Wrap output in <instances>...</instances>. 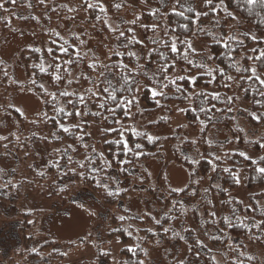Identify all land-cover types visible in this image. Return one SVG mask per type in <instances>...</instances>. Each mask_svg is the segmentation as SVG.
<instances>
[{
	"label": "trees",
	"instance_id": "trees-1",
	"mask_svg": "<svg viewBox=\"0 0 264 264\" xmlns=\"http://www.w3.org/2000/svg\"><path fill=\"white\" fill-rule=\"evenodd\" d=\"M109 1V13L105 17L101 14L99 20H96L94 16L89 15L84 11H79L71 14L69 9L64 4H58V0H46L45 5L38 3V0H17L16 4L8 2V0H0V3H4L5 8L0 9V36L9 32L12 28L20 29H36L39 30L40 41L38 44L31 47H24L18 51L17 57L20 66L25 75V80L16 83V80L7 68L0 61V117L2 115L9 114L12 120L17 124L18 133L6 136V139L0 140V157L9 159L12 161V165L4 168L0 165V203L10 202L12 199H18L22 196L24 189H37L41 188L43 198L52 199L58 198L62 203L68 202V196L77 188H83L92 194L97 200L101 201L106 206H118L120 203L125 201L135 192V187H141L147 185L149 182V175L141 169V165L144 161L152 157H160L159 149V138H153V142L149 143L147 136H134L131 133L125 134V139L128 140L129 146L135 149V143L142 145L141 149L135 150L138 155H134L133 152H129L127 155L123 154L122 145L119 144L120 137L116 132H106V129L119 128V125L112 123V117L107 120L105 116H109L107 112H103L102 115L95 117L89 115L85 118L92 119L102 126L99 128L98 137L94 138L90 132V125L83 124L85 140L90 147L85 149L77 139L71 134H65L58 132L51 120L47 122L43 121V114L48 113L49 116L55 115L50 104H45L44 100L48 97L42 95V90L36 86H33L31 79L37 80L38 83H44L48 86L50 83V77L43 75L39 72V67L42 61L49 60L47 57L46 49L50 46V37L46 32L55 30V26L62 22L64 19L74 17L72 20L75 26H82L86 34H91L100 42L106 44L107 48H113L118 46V42L115 35L109 32L103 25L104 19H108L109 15H116L119 12L115 11L112 7L113 3H120L121 0H108ZM81 0H72V7L76 8L80 4ZM31 3V8L27 5ZM172 0H169V6H171ZM195 7L198 8V0H192ZM148 5L155 9L159 5V0H149ZM55 9V10H53ZM168 9H164L167 11ZM203 10V2L201 5ZM21 12H26L28 15L22 16ZM36 14H40L41 17H37ZM80 15L78 17L77 15ZM37 17L40 19V23L32 20L31 17ZM144 24H152L153 20L145 16L142 18ZM240 22L247 26V29H251L257 35L264 34V28L258 30L256 20L248 19L241 16ZM159 23L161 25L167 23L170 27H175L177 33L181 34V39L184 38L183 30L181 25L188 24V21L181 20L178 17H168L166 20L163 16L160 18ZM205 23L213 24L210 18H201V26L205 27ZM234 24L233 21H228L223 26V33L229 34V25ZM240 26V25H238ZM123 28H127L122 26ZM195 26H192L189 30L188 35L191 36V32ZM209 32L213 33L210 27H205ZM218 30L216 35L220 34ZM56 31V30H55ZM143 31V29H142ZM233 34L239 35L243 31L240 27H233L231 29ZM105 33H110V38L106 37ZM72 31L67 34L66 39L69 43L79 44L80 41L73 40ZM78 35V34H76ZM82 35V34H81ZM144 38L150 37L153 33H144ZM160 36H163V29L159 32ZM240 39H243L241 36ZM80 40L81 37H80ZM200 41L204 43L206 49L198 50L202 51L205 56L209 52L213 53L217 58L209 62L210 67L214 68L217 65L224 69L227 75H231L235 78L231 87L225 88L223 84L224 79L217 75V79L213 83H208V76H199L197 85L194 91H204L209 94V99L212 93L218 92L221 98L225 96H237L238 99L232 105L234 109L231 113L214 111L209 113L214 117L213 123L208 125L206 132H201L200 120H206L203 113L199 111V107L202 105L209 106V100H203L199 97H193L191 101L184 100L182 98L177 99L174 89H166L168 99H161V104L164 106L170 102H176L182 105V108L186 111L181 112L184 117L185 124L192 128L199 130V137L195 144H199L201 147L200 154L209 153V145L205 141L206 134L213 128H222L230 133V143L223 141L222 145L215 144L212 146L216 149L217 153L223 157L225 152L231 153L234 151H240L234 149L235 145L240 147H251L258 152V158L264 155V150L260 149L257 144L246 143L244 131L239 134L240 139L237 142L235 139L236 133L233 131L235 127H238L235 123L236 114H241L246 117V120L253 126H264L258 125L254 121H251L247 115L248 112L253 111H264L254 104V96L250 90L247 94L244 89L248 87L247 83L240 80L239 74L235 73L228 67V61L222 58V53L225 51L223 46H217L212 42L211 36L205 35L204 33L199 34L197 37H193V41ZM255 45L250 40H245V47L242 49L239 45H235L237 51L234 53L237 60H240L241 56L245 54L251 55L248 50ZM148 47H152L151 44ZM39 48L40 52L31 51V49ZM140 49L137 53L146 54L147 48H142L140 45L135 46L134 51ZM81 53L82 46L79 49ZM124 51V49H120ZM85 52V51H84ZM115 59V58H113ZM156 56L153 55L150 64L151 68H155ZM194 59L199 62L200 57ZM125 63H129L130 67H134L135 61H130L127 56L124 58ZM91 60L86 59L79 67L74 66V72L77 76L90 75L94 79L97 73L92 72L87 68V64ZM109 63L108 59L102 61ZM145 61H141L144 63ZM243 65H248L247 60L242 61ZM35 66V67H34ZM46 66V65H45ZM183 61H180L177 69H170V72H176L183 68ZM49 72L52 69H48ZM7 73V77L5 76ZM192 75H198V70L193 68L191 71ZM31 78V79H30ZM112 78V77H110ZM141 83H147V81L141 78ZM183 83V82H182ZM22 85L23 87H21ZM90 85L87 81L75 82L72 85L74 89L83 90L88 88ZM19 89H27L33 92L41 101V109L32 118H26L21 114L20 111H16L17 108L13 107L8 103V95L12 91ZM49 90H53L49 88ZM239 94V96L237 95ZM139 102L144 105V111H152L161 107H157L152 101L150 94L141 91ZM239 100L244 103L241 105ZM213 103H215L213 101ZM138 106L132 108V112H138ZM217 107L225 108L223 103H218ZM88 109L91 112H96L97 108L95 103H89ZM193 109L195 111H193ZM199 118V119H197ZM120 119L124 124H128V119L124 118L123 113H120ZM68 123H75L80 118H67ZM167 122L164 119H160L154 123H149L144 130H139L143 133L148 134L150 128L159 127L165 125ZM240 128V127H239ZM242 129V128H241ZM56 133V135H51ZM131 136V139L129 137ZM0 137H3L0 135ZM263 135H260L259 140ZM190 140H182V145L191 147ZM68 145H72L76 148V151H72L68 148ZM94 147L96 152L92 153L91 148ZM67 148V154L65 155V149ZM103 154L104 161L103 166L106 171H96L87 173L90 178L81 179L79 174L73 175L70 169L76 168L77 173L84 171L83 169L77 168L76 162H84L83 158L85 155H90L92 159L96 161L95 165L91 167H99L102 161L98 158L97 154ZM213 153V152H212ZM200 154L197 159L200 158ZM68 156L72 157L73 163L69 164ZM59 162V167L56 166V162ZM124 161V163H121ZM173 161L184 166L188 171L187 184L179 189H184L179 195L171 191L172 188H161V214L159 219L155 220L149 214L143 213L140 215L131 216L124 208H121V212L126 214L123 220L115 213H110L105 224L107 227L105 238L106 240L117 239L120 242V248L118 250L117 259H113L112 255L102 257L100 251H108L111 253L109 247L101 248L100 246L104 243H95L91 241L94 249V256L90 259L81 261L79 264H139L143 261V264H147V247L150 245H163L166 247L168 253L174 250V255L170 259L169 264H208V252L207 249L198 250L194 247V241L198 235L203 240L207 248H211V255L216 257L220 264H230L232 260H236L237 264H263L259 257L248 251V244L258 245L264 251V228L253 227L254 223H264V215H261V208H264V176L256 173L253 170V166L249 162L244 161L239 156H234L232 159L224 160L223 163L219 164V168L216 172L211 171V166L206 160H200L198 164H191L190 159L179 155L177 152L174 153ZM110 163L111 167L107 164ZM224 167H229L233 172H237L239 176L244 175L245 180L243 183V190L245 195L243 198L233 194L237 189L241 188V185L234 183L232 178L222 171ZM134 180L139 182L137 186L135 184H129L124 186V183ZM97 181H101L104 184L109 185L113 191L119 190L118 196H108L104 189L97 186ZM199 181V183H197ZM146 192H152V188L146 186ZM195 190V195L192 194ZM231 200L233 203H229ZM239 201V204L234 203ZM175 205V208H173ZM253 206L256 210H251ZM233 208L237 209V215L240 217V221L246 225L245 229H227L228 235L231 236V246L235 250L233 252L227 247L226 243L216 242L213 244L207 236L202 233L207 230L209 234H213L219 237L221 241L228 242V236L223 232H216V225L208 216L207 213L215 210L218 217L229 216L231 217V211ZM193 209H199L198 212H193ZM42 214L41 210H18L16 217L18 222L16 224L17 231V247L11 251L9 256L0 264H68L65 262V253L67 249L75 246L76 244L87 241L86 239L80 238L77 241H66L58 244L54 239H46L36 247H33V242L38 235V221ZM235 219V217H231ZM31 221V223H29ZM130 221H134L138 224V227H134L130 224ZM159 221V223H157ZM197 224H203L204 228L197 229ZM165 228H169L170 231L164 232ZM185 228H191L192 233L186 232ZM90 236L93 234L89 233ZM195 234V235H194ZM261 237L257 240L256 237ZM180 237H184L181 239ZM211 245L212 247H210ZM131 248L133 251H128ZM189 249H192L191 251ZM197 251H199V258L197 257ZM165 253V252H164ZM223 253L224 255H221ZM251 256L253 259L249 260ZM181 258V259H180Z\"/></svg>",
	"mask_w": 264,
	"mask_h": 264
},
{
	"label": "snow or ice",
	"instance_id": "snow-or-ice-1",
	"mask_svg": "<svg viewBox=\"0 0 264 264\" xmlns=\"http://www.w3.org/2000/svg\"><path fill=\"white\" fill-rule=\"evenodd\" d=\"M8 2L16 4L17 0H8ZM38 3L45 5L46 0H38ZM148 3L149 0H121L120 3H113L112 7L117 12L130 8L133 18L127 21L129 24L127 28L122 27L124 23L122 19L114 23H109L107 18L104 19L103 25L109 32L115 35L118 46L109 49L110 55L107 57L108 61H110L109 63L98 61L95 56L91 58V62L87 64V68L97 73L95 79L90 75L81 74L77 76L74 72V66L79 67L86 59H89L87 52L81 53L79 50L84 45V41L80 40L79 35L73 34V40L80 41L79 44H73L69 43L68 39L55 30L46 32L47 35L53 38L50 40V46L44 49L49 60L41 62L39 72L49 76L51 78L50 83L48 86H45L44 83H38L37 80L30 78L32 85L40 88L42 95L48 97V99L44 100V103L50 104L55 113V115L49 116L45 112L43 114V121L47 122L51 120L58 132L73 135L85 149H88L90 146L84 142L85 133L84 128L81 126V121H83L84 125H87L88 121H84L83 117L89 115L95 117L102 115L103 112L109 114L104 119L107 120L109 117H112V123L120 126L119 128L106 129V132H116L118 134L120 137L119 144L122 145L124 155H127L129 152L137 155L135 150H139L142 147L140 143H135V149L131 148L128 140L125 139L126 133H131L134 136H147L148 142H153V136L137 130L130 124H124L120 119V113H123L126 119L131 120L133 118L132 108L139 105V94L141 91L149 93L157 107H163L161 99L169 98L165 91L166 89H174L177 99L182 98L191 101L195 96L201 98L202 101L209 100V106L205 107L202 103L199 107V111L206 117V120H200L201 132H206L208 125L214 121V117L209 115V113L214 111L231 113L234 110L232 105L238 99L237 96H225L221 98L219 93L215 92L211 94L209 99L208 93L194 91L201 75L208 76V83L215 82L218 75L224 79L225 83L223 87L225 88L231 87V84L235 80L233 76L227 75L224 69L218 65L214 68L210 67L209 62L217 58L213 53L209 52L205 56L202 51H198L193 46V37H197L201 33L211 36L212 42L215 45L223 46L225 51L222 53V58L228 61L230 69L239 74L240 80L247 83L248 87L244 91L246 94L250 90L252 91L254 104L260 109H264V34L257 35L251 29L241 32L239 35L233 34L231 31L233 27H238L241 16L255 19L258 30L264 28V0H203V10L195 7L192 0H172L171 6H169V0H159V5L155 9L147 8ZM27 6L31 8V3ZM0 9L7 11L4 3H0ZM164 9L168 10L164 11ZM81 10L94 16L96 20L100 19L101 14L107 17L109 13V8L105 5L104 0H81L78 7L69 8V11L74 13ZM145 13L148 17L152 18V24L149 25L142 22ZM162 16L166 20L171 16L188 21V24L181 25L184 35L183 39H181V34L177 33L175 27H170L167 23L163 25L159 23ZM202 17L210 18L213 26L220 30V34L216 35L209 32L205 27H202ZM31 19L36 21L37 24L40 23V19L35 16L31 17ZM67 19L74 20V17ZM228 21H233L235 24L229 25V34L225 35L223 33V26ZM192 26L195 27L191 32V36H189L188 33ZM137 28L143 29L145 34L151 32L153 35L146 37V39L140 38L136 31ZM161 29H163V36L159 35ZM241 36L243 39H240ZM245 40H250L255 45L248 50L252 54H245L241 56L240 60H237L234 55L237 51L235 45H239L243 49L245 47ZM149 44L152 47L149 48ZM137 45L147 48L146 54L138 55L137 53L140 49L133 50ZM120 49H124V51ZM31 51L40 52L41 49L34 48ZM153 55L157 58L154 69L150 67ZM126 56L130 58V61H135L134 67H130L129 63H125L124 58ZM195 57H200L199 62L194 59ZM142 60L145 62L141 63ZM244 60H247L249 64L243 65L242 61ZM180 61H183L184 67L176 72H170V69H177ZM193 68L198 70V75L191 74ZM48 69H52V71L49 72ZM5 76L7 77L6 72ZM141 78L147 81V83H141ZM74 81H87L90 87L83 90L74 89L72 88ZM16 83L19 84L18 81ZM20 86L23 87L22 85ZM49 88L53 90L50 91ZM89 103H95L96 112H91L88 109ZM218 103H223L225 108L217 107ZM16 111L20 110L16 109ZM177 111L184 112L186 109L177 108ZM193 111L195 110L193 109ZM247 115L256 124L264 125V111L248 112ZM67 118H80V120L70 124ZM233 131L236 133L235 139L238 142L240 139L239 134L244 130L235 127ZM51 135H56V133H51ZM245 135H248V133H245ZM2 139H6V137H0V140ZM129 139H131V136ZM206 142L210 148L213 146L211 139L206 140ZM225 142L230 143L231 141L226 139ZM191 143L195 144L196 141L193 140ZM246 143L257 144L260 149L264 150V137H261L259 140L248 139ZM68 148H71L72 151L77 150L72 145H68ZM91 152H96L94 147L91 148ZM64 154H67V148ZM97 156L102 161L101 166L89 168L90 165H95L96 161L90 155H85L83 158L84 162H76L77 168L84 171L77 173L76 168L70 169V171L73 175L79 174L81 179L90 178L87 176L89 171H106L103 166V162H105L103 154L100 153ZM234 156H239L244 161L249 162L256 173L264 176V155L253 158L245 151L225 152L223 157L209 152L200 154L199 159L194 158L190 163L195 165L200 163V160H206L211 166V171L216 172L220 163H223L224 160L232 159ZM68 161L69 164L73 163L71 156H68ZM121 163H124V161H121ZM56 166L59 167L58 161L56 162ZM107 166L111 167V164L108 163ZM222 171L227 173L235 184H240V176L237 172H233L229 167H224ZM97 186L103 188L108 196H118L120 194L119 190L113 191L109 185L101 181H97ZM171 191L179 195L184 189L173 188ZM192 194L195 195V190H193ZM228 202L233 203L231 200ZM234 203L239 204L240 202L235 201ZM173 208H175V205H173ZM251 210L255 211L256 207L253 206ZM198 211L199 209H193L194 213ZM260 211L261 215H264V208H261ZM207 216L218 225L215 229L216 232H223L228 236V242L221 241L218 236L209 234L206 229L202 235L207 236L213 244L216 242L226 243L227 247L235 252L232 249L231 236L228 235L227 229L246 228V225L242 222L238 223L240 217L237 215V209L233 208L231 211V217H235V219L229 216L218 217L215 210L208 212ZM119 219L123 220L124 217L121 216ZM196 227L197 229H202L204 225L197 224ZM253 227L258 229L264 228V223H254ZM168 231H170L169 228L164 229L165 233ZM185 231L192 233L191 228H185ZM180 238L184 239V237ZM256 239L260 240L261 237L257 236ZM194 247L198 250L207 249L208 264H220V261L211 255L212 249L207 248L206 243L198 235L195 238ZM189 250L191 251L192 249ZM128 251L131 252L133 249L129 248ZM99 254L102 257L111 255L108 251H100ZM221 255L224 254L221 253ZM197 257L199 258V251H197ZM248 259L251 260L253 257L249 256ZM139 264H143V261H140ZM230 264H237V262L236 260H232Z\"/></svg>",
	"mask_w": 264,
	"mask_h": 264
},
{
	"label": "rangeland",
	"instance_id": "rangeland-1",
	"mask_svg": "<svg viewBox=\"0 0 264 264\" xmlns=\"http://www.w3.org/2000/svg\"><path fill=\"white\" fill-rule=\"evenodd\" d=\"M203 0H198V8L201 9ZM104 3L109 8V1L104 0ZM58 4H64L68 9L72 7V0H58ZM147 8H151L149 5ZM73 14L74 12H71ZM22 16L28 15L26 12H21ZM41 17L40 14H36ZM80 17V15H77ZM133 18L130 8H125L119 14L108 17L109 23L119 22L123 20L122 26L129 27L128 20ZM235 24V22H234ZM75 26L72 19H64L62 22L55 26V30L63 37H66L69 32L78 34L84 41L82 51L88 53L89 60L93 56L98 61H104L110 55L109 49L106 44L100 42L90 33L86 34L82 26ZM243 31H247V26L239 23ZM210 27L213 33L217 34L218 30L211 26L209 23L203 25ZM140 38H144L141 28L136 29ZM238 32V31H237ZM236 32V34H237ZM82 34V35H81ZM107 38H110V33H105ZM40 41L39 30L36 29H20L12 28L9 32L0 36V61L10 70L13 78L22 82L25 80V75L18 61L17 53L24 47H31L38 44ZM193 46L197 50L206 49L204 43L200 41H193ZM239 96V94L237 93ZM8 103L13 107L20 110L22 115L26 118H32L41 109L40 99L31 91L27 89H19L12 91L8 95ZM241 105H244L239 100ZM177 108H182L181 104L170 102L163 107L152 110L144 111V105L139 102L138 112H132L133 118L128 119V124L132 125L137 130L146 129L149 123H154L160 119H164L167 123L159 127L150 128L148 134L153 138H159V149L161 156L152 157L144 161L141 169H144L149 175V182L146 186L152 188V192H146L145 185L135 187V192L125 201L118 206H106L101 201L97 200L92 194L83 188L73 190L68 196V202L62 203L58 198L45 199L41 193V188L34 190L24 189L22 196L18 199H12L7 203H0V263H2L17 247V231L16 224L18 219L16 217L18 210H41L42 214L38 221V235L33 242V247H36L46 239H54L58 244L66 241H77L80 238L86 239L80 244H76L67 249L65 253V262L68 264H79L81 261L90 259L94 256V249L91 241L95 243H104L106 240L105 233L107 230L106 220L110 213H115L118 217L125 216L121 212L124 208L131 216L140 215L143 213L149 214L155 220L159 219L161 214V197L162 189L168 188H181L187 184L188 171L181 164L173 161L174 153L186 157L190 160L197 159L201 153L199 144L186 147L182 145V140L187 139L190 141L197 140L199 137V130L192 129L185 124V120L181 112ZM235 123L238 127L242 128L245 133V138L257 139L263 135L264 126L253 127L246 117L241 114H236ZM84 121H88L90 125V132L94 138L98 137L99 128L102 126L92 119L83 117ZM18 133L17 124L12 120L9 114H4L0 117V135L6 137L9 134ZM211 139L212 144L222 145L223 141L231 139L230 133L222 128H213L206 134L205 141ZM234 149L245 151L253 158L258 156L251 147H240L235 145ZM209 151L214 154L217 153L216 149L209 147ZM0 165L7 168L12 165V161L0 157ZM245 176H240L241 188L237 189L233 194L243 198L245 191L242 186ZM139 185V182L134 180L124 183V186L129 184ZM162 188V189H161ZM134 227L138 224L130 221ZM93 236H90V234ZM91 240V241H90ZM208 243V242H206ZM120 242L117 239L106 240L101 248L109 247L111 250L112 258L115 260L118 257V250ZM212 247L211 245H209ZM248 251L256 254L264 264V251L258 245L248 244ZM165 252V253H164ZM174 255V250L168 253L166 247L163 245H150L147 247V264H169L170 259ZM181 259V258H180Z\"/></svg>",
	"mask_w": 264,
	"mask_h": 264
}]
</instances>
